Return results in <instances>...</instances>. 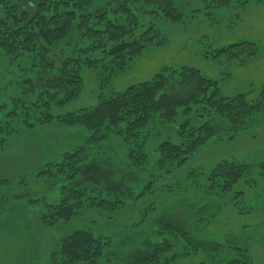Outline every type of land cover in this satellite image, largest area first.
<instances>
[{"label": "rangeland", "instance_id": "obj_1", "mask_svg": "<svg viewBox=\"0 0 264 264\" xmlns=\"http://www.w3.org/2000/svg\"><path fill=\"white\" fill-rule=\"evenodd\" d=\"M172 5L180 12L178 22L154 16L165 42L145 48L119 73L82 65L80 92L54 105L51 114L93 106L100 94L122 91L168 67H193L216 81L222 95L241 92L255 98L264 83V1L240 5L231 0L217 6L211 0H172ZM241 41L236 56L217 54ZM30 66L24 58L11 60L0 52V122L8 120L0 140V264H52L60 240L76 230L102 239L96 264H127L131 255L170 239L163 219L181 231L166 254L174 257L172 264H223L240 256L235 247L246 252L250 264H264V111L236 126L226 118L212 120L214 135L180 164L161 162L157 152L160 141L177 138L175 123L149 126L144 141L148 163L138 169L130 165L123 141L112 130L102 128L92 137L87 128L60 120L30 127L17 115L13 122V109L20 113V102L28 101L25 81L45 77ZM87 144L90 159L118 185L122 202L104 210L84 206L70 219L46 224L42 210L60 199L61 185L67 183L44 171L63 152ZM230 158L245 165L242 177L230 189L209 187V170Z\"/></svg>", "mask_w": 264, "mask_h": 264}, {"label": "trees", "instance_id": "obj_2", "mask_svg": "<svg viewBox=\"0 0 264 264\" xmlns=\"http://www.w3.org/2000/svg\"><path fill=\"white\" fill-rule=\"evenodd\" d=\"M230 1L211 3L223 6ZM247 1L237 0L240 5ZM145 4L156 7L147 8ZM156 13L173 22L181 18L172 0H106L103 4L94 0H0V52L11 60L26 59L31 65L29 69L45 75L36 83L25 81L28 85L23 93L28 101L20 102V113L13 109V122L17 115L30 127L60 120L87 128L92 137L102 128L112 130L123 141L130 165L145 169L148 155L144 141L149 126L175 123L177 138L160 141L157 152L161 162L180 164L214 135L212 120L226 118L236 126L264 111V83L255 98L248 99L241 92L226 96L221 94L216 81L193 67L181 66L163 68L122 91L100 94L93 106L57 116L51 114L54 105H63L80 92L82 65L100 67L101 73H119L145 48L165 42L154 21ZM243 43L220 48L217 54L236 56L234 50ZM7 122H0L1 141V134L8 130ZM90 156L91 146L81 145L63 152L62 159L44 171L47 176L67 183L61 185L60 199L42 210L41 218L46 224L70 219L84 206L100 210L119 207L122 201L115 191L118 185ZM245 170V165L233 158L218 161L207 174L211 180L209 187L230 189ZM106 191L113 194L108 197ZM163 220V231L170 239L150 251L131 255L127 264H172L174 257L166 254L171 240L181 231ZM102 248L99 236L76 230L60 240L51 256L52 264H96ZM233 249L240 256L223 264H250L244 250Z\"/></svg>", "mask_w": 264, "mask_h": 264}]
</instances>
